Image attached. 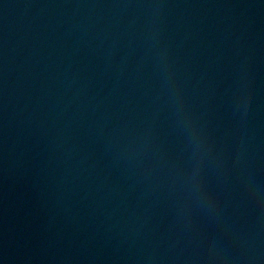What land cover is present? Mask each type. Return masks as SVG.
I'll use <instances>...</instances> for the list:
<instances>
[{"label":"water","instance_id":"water-1","mask_svg":"<svg viewBox=\"0 0 264 264\" xmlns=\"http://www.w3.org/2000/svg\"><path fill=\"white\" fill-rule=\"evenodd\" d=\"M0 264H264V0H0Z\"/></svg>","mask_w":264,"mask_h":264}]
</instances>
